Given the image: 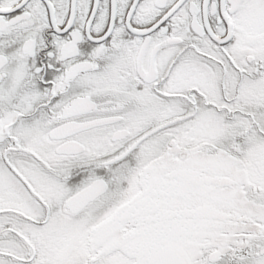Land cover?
Returning <instances> with one entry per match:
<instances>
[{"label":"snow or ice","instance_id":"obj_1","mask_svg":"<svg viewBox=\"0 0 264 264\" xmlns=\"http://www.w3.org/2000/svg\"><path fill=\"white\" fill-rule=\"evenodd\" d=\"M0 264H264V0H0Z\"/></svg>","mask_w":264,"mask_h":264}]
</instances>
